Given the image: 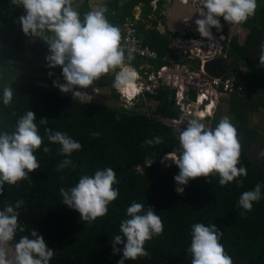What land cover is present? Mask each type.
I'll use <instances>...</instances> for the list:
<instances>
[{"label":"trees","instance_id":"16d2710c","mask_svg":"<svg viewBox=\"0 0 264 264\" xmlns=\"http://www.w3.org/2000/svg\"><path fill=\"white\" fill-rule=\"evenodd\" d=\"M89 1L83 0L77 9L81 19L91 10ZM152 1L104 0L99 7L107 8V19L118 27L125 18L132 19L135 7H139L141 19L137 20L136 29L143 43L157 53V59L150 64L158 69L169 56V37L173 34L165 26L163 33L157 29L165 3L158 0L153 10ZM25 14V10L14 5L12 0H0V45L6 46V50L0 52V132H12L17 120L32 110L43 137L41 148L34 153L40 167L17 185L5 184L3 194H0V209L19 199L26 202L17 209L19 223L26 226V231L17 232L15 240L23 235L30 236L31 230L35 229L44 237L48 247L55 250L50 264H118L124 245H116L120 252L114 254L112 240L120 234L121 221L129 218L126 209L135 201L145 206L140 214L152 207L161 217L164 230L161 235L145 242L150 257L125 260V264H191L192 257L187 248L191 243V226L196 223L215 224L224 233L220 243L233 264H264V158L253 162L248 155L256 132V125L250 126V113L262 107L264 114V63L253 55L255 48L264 53L261 47L264 41V0H257L255 14L239 24L247 31L242 43L233 36L226 38L223 46L230 59L222 63L225 77L235 75L247 84L246 95L233 94L224 101L227 117L236 127L241 145L237 166L246 167L247 176L238 177L225 186L219 184L218 175L190 179L187 185H181L183 194L175 191L177 182L174 177L179 168L175 163L161 165L165 154L178 155V139L173 126L163 121V118L179 117L173 91L160 88L154 93L145 91V96L155 101L154 107L146 112L141 110L143 106L139 101L129 108L93 100L82 103L74 100L72 94L39 85L41 79L29 72L26 56L31 54L30 62L42 63L41 69L47 71L48 46L40 37H32L29 43L26 42V35L18 22V18ZM220 21L225 26L234 25L228 24L223 17ZM212 31L219 34L215 27ZM133 62L138 63L137 60ZM241 64L247 68L245 74L240 70ZM5 86L13 89L9 106L2 103ZM92 86H108L110 97L118 100L107 75ZM207 113H211L209 107L196 114ZM41 118H47L48 123L39 124ZM217 123L219 120L214 118L213 124ZM46 127L66 133L82 145L81 149L67 157L59 154L60 145L48 141L44 133ZM180 127L182 129L186 124ZM93 133H99V136ZM156 136L162 138L161 144L144 145L145 140ZM45 146L51 149L47 154L43 152ZM64 159H70L72 166L57 171V165ZM108 167L117 174L118 183L114 187L119 189V196L108 205L106 215L85 222L77 210L62 203L60 188L69 189L82 175L92 176L96 170ZM239 181L243 182L240 186ZM257 184L261 185V199L253 202L250 212L241 214L243 210L237 207L241 194L253 190Z\"/></svg>","mask_w":264,"mask_h":264},{"label":"clouds","instance_id":"9594fccd","mask_svg":"<svg viewBox=\"0 0 264 264\" xmlns=\"http://www.w3.org/2000/svg\"><path fill=\"white\" fill-rule=\"evenodd\" d=\"M182 2L187 3V0ZM12 3L25 10L26 14L18 18L23 33L40 37L47 44V66L62 68L65 83H60L59 79L53 81V86L62 93L71 92L74 100L88 103L92 100L89 94L76 90L77 86L87 89L110 72L114 73V89L128 104L143 90V86L137 83L141 77L130 63L134 59L133 50L129 48L125 54L121 30L109 22L105 6L93 8L81 19L80 12L73 7V0H12ZM194 8L200 17L195 19L197 31L201 37L213 41L211 29L215 27L218 32L221 31V17L228 24H242L255 14L257 0H199V6ZM189 19L188 16L183 18L184 22ZM192 43L199 45L201 42L194 40ZM261 47L264 48V45ZM260 62L264 63V53L260 55ZM52 75L54 73L49 72V76ZM12 100L13 89L5 86L3 105L9 106ZM35 121V113L28 110L17 120L12 132H0V194H3L5 184L17 185L18 181L28 179L29 173L40 167L34 153L41 148L43 137ZM47 123V118L39 121V124ZM177 132L178 155L167 157L179 168L174 177L178 194H183L184 187L181 185H187L190 179L218 175L219 184L225 186L238 177L247 176L246 167L237 166L241 145L237 129L227 116L222 117L214 128L206 124L203 117L190 118L186 127L177 129ZM44 133L50 143L60 145L57 151L66 157L82 147L61 131L46 127ZM93 135L99 136V133ZM162 142V138L156 136L145 140L144 145H159ZM50 151L47 146L43 148L45 154ZM69 166H72V161L64 159L57 165V171ZM117 183V174L111 167L96 170L92 176L82 175L75 186L60 188L62 203L77 210L83 221L93 222L106 215L108 205L119 196V189L114 187ZM242 183L239 181L238 186ZM260 199L261 185L257 184L253 190L241 194L237 207L243 210L241 214L250 212L253 202ZM25 203L19 199L15 204L6 203L0 209V264H50L55 254V250L48 247L44 237L35 229L31 230L30 236L23 235L15 240L17 232L26 231V226L19 223L17 211ZM144 207L142 203L132 202L126 209L129 218L121 221L120 234L113 237L114 254L120 252L116 245H124L118 264L150 257L144 247L145 242L163 233L161 217L150 206L144 214H140ZM223 234L215 224H193L191 243L187 248L192 257L191 264H233L231 256L220 243Z\"/></svg>","mask_w":264,"mask_h":264},{"label":"built area","instance_id":"2783aa9c","mask_svg":"<svg viewBox=\"0 0 264 264\" xmlns=\"http://www.w3.org/2000/svg\"><path fill=\"white\" fill-rule=\"evenodd\" d=\"M157 1L154 0L150 3L153 10L156 8ZM162 1L165 3L164 8L171 3V0ZM192 4L195 5V3ZM161 15L165 16L164 11ZM137 20H139V17L136 15L132 19L127 17L119 28L122 34V45L126 49L125 54L127 55V49H132L134 54L133 60H137L138 62L135 64L132 60L130 63L141 77L137 83L143 86V90L133 98L131 104H128L117 92L120 97L118 105L129 108L134 106L140 97H146L145 91L154 93L158 88L162 90L171 89L173 91L174 106L179 112V117L172 119L163 118V121L181 126L187 124L191 116L212 117L222 98L227 99L233 94L240 96L247 94V84L244 80L239 79V77L235 75L237 78H233V75L225 77L224 74L221 77H213L204 70L206 62L213 60L218 55H222L223 61H227L226 54L223 51V46L226 42L224 34H215L211 29L215 38L213 41H209L207 38L201 37L200 34L191 32L189 24L184 22L188 26L185 36L171 33L173 35L169 37V56L164 59V65L155 69L150 64V61L157 59V53L143 43L136 29ZM194 40L202 42L200 44H204L202 47L197 48L200 51L195 49L197 45L192 43ZM189 44H192L193 47L183 49L185 45ZM175 70L180 71V74H173L172 72ZM143 79L146 81V84L143 83ZM93 90L95 93L98 92L96 88ZM204 101H206L204 109H199V106ZM208 107L211 110V115L209 113L202 116L197 115Z\"/></svg>","mask_w":264,"mask_h":264},{"label":"rangeland","instance_id":"374dc122","mask_svg":"<svg viewBox=\"0 0 264 264\" xmlns=\"http://www.w3.org/2000/svg\"><path fill=\"white\" fill-rule=\"evenodd\" d=\"M90 3H92V5H96V6L101 4V2H98V1H94V2L91 1ZM195 5L199 6V1L196 2ZM138 10H139V7H135L134 15H137ZM165 20H166V16L162 15L161 18L159 19L158 25H157V29L159 31L161 30L164 32ZM221 25H222V29L218 33L224 34L226 38H231L233 36H236L238 42L242 43V41L245 37L244 36V33H245L244 30H241L240 28H231L230 26H225L223 24H221ZM31 40H32V37L26 36V42L29 43ZM263 45H264V42H263ZM5 50H6V46L4 44L0 45V52L5 51ZM257 55H261L260 50L257 51ZM220 58H222V55H218L214 59H220ZM26 59H27L26 64H27V67L29 69V72L34 77H36L38 75V77L41 79L38 82L39 85L59 90L58 87L53 86V81L59 79L60 83H65L63 76H62V68L60 66H57L55 68H49L47 71H45V70L41 69L42 63L30 62V61H32L31 60L32 59L31 54H28L26 56ZM227 61H230V59L227 58ZM240 67H241L240 68L241 72L245 73L246 69L243 67V64H241ZM49 72L54 73V75L49 76ZM107 76L111 78L112 83H113L114 73L110 72L109 74H107ZM232 77L237 78L234 75ZM45 80H49V82H47ZM94 88H96L98 90L97 93L94 92V90H93ZM76 90L86 91L89 94L88 97H90L93 101L100 102L102 104L118 105V100L120 101L119 96H118V100H113L110 97L111 89L108 86L107 87L89 86L87 89H79L77 86ZM115 92L117 93L116 90H115ZM69 94H71V92H69ZM117 95H118V93H117ZM225 99L226 98H222L220 104L218 105V107L215 110V113L212 117L208 116L206 118H203V120L206 124H209L210 126H212L214 128L218 124V123L215 125L213 124L214 118L217 121V120H220L222 117L228 116L226 103L224 102ZM138 101H139V104H141L144 107V108L142 107L141 110L146 111V112L149 111L151 108H153L155 105L154 100H152L151 98H148V97H144V96L140 97ZM262 112H263V110L260 108L259 110L250 113V126L252 123L257 125V127L255 128L256 132H255V135L253 138L254 142L252 143V145L250 146V148L248 150V155L253 162H259V160L261 158H264V114Z\"/></svg>","mask_w":264,"mask_h":264},{"label":"water","instance_id":"95a60500","mask_svg":"<svg viewBox=\"0 0 264 264\" xmlns=\"http://www.w3.org/2000/svg\"><path fill=\"white\" fill-rule=\"evenodd\" d=\"M195 5H193L190 1L187 3H183L181 0H172L169 5L166 6L164 10V14L166 15V20L164 23V26L166 30L169 33H175L179 36H185L186 30L188 29V26L184 23L183 18L185 16L190 17L191 19L188 20L189 29L191 32H194L196 34H199L197 31V25L195 24V19L200 18L196 9L194 8ZM213 38H215L214 34L212 33ZM214 40V39H213ZM193 45H185L183 49H189L192 48ZM223 59H213L204 65V70L207 74L213 77H221L224 74L223 67H222ZM173 74H180V71H173ZM165 76V75H164ZM143 83L146 84V81L143 79ZM206 101L203 102L199 106V109H204V104ZM197 116H191L190 118H194ZM167 122V121H164ZM167 124L173 126V131L175 132V138L177 139L178 132L177 129L180 128V125L175 124L172 125L171 122H167ZM174 153H170V155L165 154L161 160L162 166H167L171 163H174L173 160L170 157Z\"/></svg>","mask_w":264,"mask_h":264},{"label":"crops","instance_id":"0c3cea01","mask_svg":"<svg viewBox=\"0 0 264 264\" xmlns=\"http://www.w3.org/2000/svg\"><path fill=\"white\" fill-rule=\"evenodd\" d=\"M83 1V0H82ZM82 1L81 0H76L75 2H74V4H73V7L77 10L78 9V7H79V5L82 3ZM91 1H98V2H103L104 0H90L88 3H89V5H90V8H91V10L93 9V8H98L99 7V5H92V3H90ZM79 2V3H78ZM78 3V4H77ZM77 4V5H76ZM136 16H138L139 17V19H141V16H140V14H139V12L137 13V15ZM231 28H240L241 30H244V36H245V34H246V30L244 29V28H242V27H240L239 25H237V24H234V25H232V26H230ZM160 32H162L163 33V31H161L160 30ZM264 42V41H263ZM263 42H262V45H263ZM258 50H260L259 48H255L254 50H253V55L256 57V58H258V57H260V55H257V51ZM261 54H262V52H261ZM243 67L246 69V71H245V73L247 72V68H246V66L243 64ZM241 68V67H240ZM244 70V69H243ZM244 73V72H243ZM244 73V74H245ZM262 109V107H259V109ZM258 109V110H259ZM263 110V109H262ZM257 111V110H256ZM255 112V111H254ZM263 113V112H262ZM253 125H256V124H251V126H253ZM256 127H257V125H256Z\"/></svg>","mask_w":264,"mask_h":264},{"label":"bare ground","instance_id":"6f19581e","mask_svg":"<svg viewBox=\"0 0 264 264\" xmlns=\"http://www.w3.org/2000/svg\"><path fill=\"white\" fill-rule=\"evenodd\" d=\"M182 1V0H181ZM188 1H191L192 3H196L197 2V0H187V2ZM199 1V0H198ZM202 43V42H201ZM204 44H199V45H197V47L195 48V49H197L198 47H202ZM214 47H216V46H214ZM197 50H199V49H197ZM200 51V50H199Z\"/></svg>","mask_w":264,"mask_h":264}]
</instances>
